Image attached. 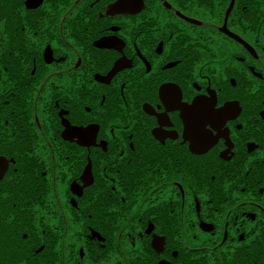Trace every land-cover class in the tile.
I'll list each match as a JSON object with an SVG mask.
<instances>
[{
    "label": "flooded vegetation",
    "instance_id": "flooded-vegetation-1",
    "mask_svg": "<svg viewBox=\"0 0 264 264\" xmlns=\"http://www.w3.org/2000/svg\"><path fill=\"white\" fill-rule=\"evenodd\" d=\"M0 264H264V0H0Z\"/></svg>",
    "mask_w": 264,
    "mask_h": 264
},
{
    "label": "snow or ice",
    "instance_id": "snow-or-ice-1",
    "mask_svg": "<svg viewBox=\"0 0 264 264\" xmlns=\"http://www.w3.org/2000/svg\"><path fill=\"white\" fill-rule=\"evenodd\" d=\"M208 135H211V133L209 132V133H207Z\"/></svg>",
    "mask_w": 264,
    "mask_h": 264
}]
</instances>
